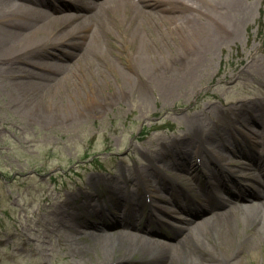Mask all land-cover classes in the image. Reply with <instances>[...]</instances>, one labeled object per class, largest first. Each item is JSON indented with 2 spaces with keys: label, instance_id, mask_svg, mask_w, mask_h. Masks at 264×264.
Wrapping results in <instances>:
<instances>
[{
  "label": "rangeland",
  "instance_id": "1",
  "mask_svg": "<svg viewBox=\"0 0 264 264\" xmlns=\"http://www.w3.org/2000/svg\"><path fill=\"white\" fill-rule=\"evenodd\" d=\"M52 1L38 10L58 17L78 12L72 10L71 1L64 10L59 8V1L67 0ZM161 1L181 11L175 0ZM246 2L250 10L238 34L209 45L204 52L198 50L207 22L203 12L196 11L197 21L183 22L177 15L158 16L145 26L137 24V30L134 23L130 31L137 34L129 41L121 8L105 14L111 32L102 30L101 52L83 55L77 46L71 56L72 52H58L52 43L39 44L31 52H2L0 264H264V232L257 231L258 226L250 220L253 215L244 211L235 212L225 228L218 224L209 232H197L187 221L189 228L182 229V222L179 228L182 216L201 221L204 227L210 225L209 215L221 210L213 207L207 211L197 201L186 203L201 188L216 191L212 194L216 204L222 198L225 205L232 201L231 194L217 188L224 181L236 193H244L232 183L228 171H235L240 182L264 190V175L248 165L247 157L261 154L263 158L264 144L246 147L245 155L238 151L229 154L215 146V152L229 156V162L219 155L213 157L202 147L213 148V141L207 142L203 131L212 136L224 132L231 137L230 130L240 126L232 110L245 104L244 111L247 105L264 99V0ZM55 6L60 10L53 12ZM55 61L62 67L72 64L80 68L75 75L65 70L57 81L51 77ZM61 66L53 70L55 74ZM146 67L162 68L167 74L144 81L149 73ZM261 107L263 101L257 109ZM228 110L232 118L225 122ZM250 126L254 132L264 130L256 122ZM200 150L203 156L198 157ZM182 151L193 155L195 167L183 172L189 180L182 181L181 189L175 180L179 170L173 162ZM161 154L165 155L163 161ZM153 161L163 167L157 173L171 187L169 180L174 177L176 184L169 193L157 183ZM210 161L213 164L209 165ZM141 173L151 178L147 180L152 184V197L141 189L146 185ZM250 174L256 181H248ZM153 185L169 198L155 200ZM139 195L144 215L140 226L131 229L138 237L108 240L104 233L119 236L118 230L129 231V227L121 226L119 216L134 220L129 208ZM152 199L166 211L149 209ZM134 213V217L139 214ZM224 230L230 233V242L220 244L218 237ZM188 231L212 248L209 250L207 244L198 249L194 246L170 263L167 252L158 254L153 245L144 246L138 240L171 242L173 254L176 243ZM210 251L221 258L219 262L207 258ZM200 256L205 258L201 262Z\"/></svg>",
  "mask_w": 264,
  "mask_h": 264
},
{
  "label": "bare ground",
  "instance_id": "2",
  "mask_svg": "<svg viewBox=\"0 0 264 264\" xmlns=\"http://www.w3.org/2000/svg\"><path fill=\"white\" fill-rule=\"evenodd\" d=\"M175 1L181 5V11H177L176 9H173V7H168L165 5V2L161 0H82L77 5L76 10L78 12L71 15L68 14L64 15L63 17H58L53 16L46 10L35 9V12L31 13L29 10H26V7L18 0H0V56L4 57V53L2 52H10V54L15 52H31L35 48L39 47V44L43 43H52V45L57 49L58 52H61V54H63L62 52H65V54H67L66 52H72L70 53L71 56L75 55V51H73V49L77 48V46L82 48L80 52H84L83 55H85V52H101V32L102 30L108 33L111 32L109 31L111 29L109 26L110 22L105 14L113 10L115 11L118 8H121L124 12V20L122 21V25L128 33L126 34V39H129V41L132 40L137 34L136 32L130 31L133 30L134 23H136L135 28L137 30V24L145 26V23H147L150 18L154 19V17L158 18V16L166 17L177 15L184 20L183 22L191 20L197 21L196 11L201 13L203 12V16L207 17V22L205 23L203 30L205 32V36L203 37L204 41L201 42L198 50L199 52H204L205 48L209 47V45L221 43L222 40L238 34V29L240 28L243 18H245L250 10V5L246 2V0H205V2L201 4L197 2L192 3L189 0ZM48 6H50V4ZM66 6V2L59 1V8L61 10L68 8ZM56 8L58 7L55 6L51 10L55 12ZM59 8L58 10H60ZM14 16L20 17V19L13 20L12 17ZM197 17L200 18L199 16ZM181 27L185 26L182 25ZM193 30L196 29L193 28ZM80 57L81 55L78 58ZM64 59L68 60L69 57H65ZM262 60L264 61L263 57ZM60 66L61 64L55 61L52 69L57 70ZM79 68L80 66L77 67L76 65L74 66L72 64H68L63 67L61 66L57 74H55L57 71L52 70V73L54 74H51V77L52 79H57L58 81L61 76L65 74V70H69L68 73L70 75L71 73L75 75ZM147 71L149 72L147 73L148 77L143 79L144 81H148L151 78L162 79L163 76L167 74L164 70H162V68L146 67V72ZM262 101L263 107L257 109L262 104ZM262 101H255L250 106L247 105L244 111L243 108L245 104L240 105L238 108L232 110V112L236 114L237 123L240 124V126L235 125L234 129L230 130L229 134H232L231 137L224 132L218 133L216 136H212L210 133L207 134L205 131H203V138L207 142L213 141V148L207 146L206 144H202V147L207 148L208 153L212 154L213 157L215 155H219L223 160L229 162V156L224 153H220L218 150L215 152V146L223 148V150L228 151L229 154H235L238 151L240 154L245 155L246 147L251 146L252 148L256 143L260 142V144H264V130L261 132L258 130L254 132L250 126L251 122H256L261 124L264 129L263 98ZM255 108L257 110L254 113ZM226 113L227 111H223L222 114L226 115ZM244 113L247 116H245ZM228 119L230 120V118ZM216 142H219L218 145H215ZM178 156L179 157L173 162V167H176V169L179 170L176 172L177 176L175 177H177V179L175 180H177V185L180 186L182 185V181L184 179L187 181L189 180V176L184 175L183 172H190L193 170L195 163L193 161V155H191L189 151H182L181 153H178ZM164 157V154L159 156L161 161H163L162 158ZM247 157L250 160V164L254 165V169H256L257 173L259 175H264V155L262 162V158L257 154H252V156L248 155ZM203 160L206 162L204 157ZM210 164H213V162L210 161L209 165ZM248 176L247 179H249V182L250 180L251 182L256 181V178L253 176V174ZM158 178L160 177H157L156 180H158L157 183L161 184V187L168 190L172 188L168 184V180H162V178ZM147 179L151 180V178L144 176L141 173V181L151 188L152 184H150L149 180ZM234 180L232 179V183H234L236 187L240 188V190L244 191V196H240V194L238 195V193L233 190V186L224 181L225 184H222L217 188L218 190H223L231 194L233 202L231 201L229 205H225V199L222 198L221 201L216 204L215 200L212 199V193L205 188H201V194L193 193L197 197V203L205 208V210L207 209V211L213 207H220L221 210L213 211V213L209 215L211 218L209 219L210 225L205 224L204 227L203 224H201V221L192 222L189 221L191 219L182 216L179 219V228L181 227V222L183 223L182 229L189 228L188 225H186V221L187 223H193L194 229H196V231L201 230L203 232L204 229V231L209 232L208 229H212L213 226L218 224L225 228L228 225L227 223L230 221L232 215L235 212H240L239 210H241L246 214L248 213L250 216L253 215L250 217L253 219L250 220L253 221L254 226H258L257 231L264 232V212L262 214L259 213L260 211L262 212V210H264V200L257 201V199L260 197H263L262 199H264V190L254 191L252 186L248 184L246 185L244 183L239 185L235 182L236 180ZM153 186L155 189V200L164 202L168 199L167 196L159 194L157 191L158 189L155 187V185ZM193 194H191V196ZM189 201L191 202V200ZM228 203L229 202L227 201V204ZM151 206L153 209L159 210L160 212L166 211L164 210V206L157 204V202H152ZM143 207L144 204L142 202L141 196L139 195L137 201L132 202L129 208L131 216L134 214V220L119 216L120 222L122 223L121 226L129 227V231L120 229L116 232L119 236H112L108 233H104V236H108V240L112 238L117 239V237H119L120 240H125L128 238L135 239L134 237H138L131 229L140 226L144 215V213L141 212ZM251 210H254V213H252ZM134 212H138L139 214H136V217H134ZM116 218L118 219V216ZM223 222H225V224H223ZM189 233L190 231H188V234H186L183 240L176 243L173 254V243L171 242H165V240L158 238H154V240L150 238H142L143 241L138 238V240H140L144 246H149V244L153 245L152 247L157 248L156 250L158 254H162L164 256L163 253L167 252V254L171 255L170 263H172L174 259H176L175 256L177 255L178 258L179 254L181 252L185 253L184 250L186 249L193 248L194 246H196L197 249L200 247H206L208 242L195 240V237L193 235H189ZM95 234L101 233L97 232ZM229 234L230 233L228 230H224V232L218 237L219 243L221 244L230 242L227 239ZM180 248L182 249L180 250ZM207 248L210 250L212 245L207 244ZM106 250H109V248L107 247ZM212 257L215 258L217 262H219L221 259L215 254V252L210 251V254H208L207 258L210 259ZM203 259L205 258L200 256L198 261L201 262Z\"/></svg>",
  "mask_w": 264,
  "mask_h": 264
}]
</instances>
